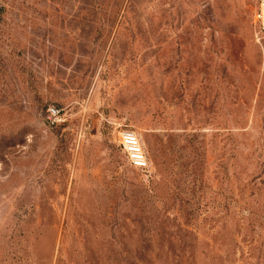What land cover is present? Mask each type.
Returning <instances> with one entry per match:
<instances>
[{
    "label": "rangeland",
    "instance_id": "374dc122",
    "mask_svg": "<svg viewBox=\"0 0 264 264\" xmlns=\"http://www.w3.org/2000/svg\"><path fill=\"white\" fill-rule=\"evenodd\" d=\"M260 1L0 0V264H264Z\"/></svg>",
    "mask_w": 264,
    "mask_h": 264
},
{
    "label": "built area",
    "instance_id": "2783aa9c",
    "mask_svg": "<svg viewBox=\"0 0 264 264\" xmlns=\"http://www.w3.org/2000/svg\"><path fill=\"white\" fill-rule=\"evenodd\" d=\"M256 36L264 35V0L260 1L258 10ZM54 111V109H51ZM120 145L126 154L129 163L137 169H145L148 166L147 154L142 146L139 136L134 130L123 129L120 132Z\"/></svg>",
    "mask_w": 264,
    "mask_h": 264
}]
</instances>
